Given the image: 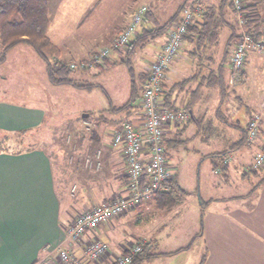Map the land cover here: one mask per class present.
I'll use <instances>...</instances> for the list:
<instances>
[{"label":"crops","instance_id":"obj_1","mask_svg":"<svg viewBox=\"0 0 264 264\" xmlns=\"http://www.w3.org/2000/svg\"><path fill=\"white\" fill-rule=\"evenodd\" d=\"M47 1L50 18L47 36L51 43L60 49L59 60L91 56L99 48V45L95 46L96 40L80 33L79 30L90 16L105 7V4L102 3L105 0ZM218 1L215 0V2ZM202 2L209 3L208 0H202ZM159 7V1L152 5L151 20L155 22L157 18L153 16V10L155 11ZM126 25L114 29L113 37ZM162 47L163 45H160L155 51L154 58ZM185 49L187 50L186 43L183 44L179 56L170 63L165 75L164 89L171 96V101L179 107H184L187 102L199 100L192 107V113H190L192 120L189 122H192L197 128L200 127L201 122H207L208 126L210 124L213 126L214 123L209 122L208 114L209 87L200 84V76L196 77L199 68L195 65V59L189 57L184 51ZM116 57L118 56L116 55ZM47 81L49 83L48 77ZM217 94L215 93V96H218ZM263 98L264 93L250 101L251 106H248L246 110L247 117L243 128H246L250 114L252 115L260 109ZM239 100L242 101L240 98ZM224 104L220 106V111ZM19 106L0 101V129L4 132L26 131L39 126L45 119V111L42 108ZM219 109H216L214 119L218 118ZM178 111L183 110L179 109ZM107 112L109 116L116 115L110 110ZM141 114L139 104L138 109L123 120H129L136 128L140 129L142 128ZM108 119L106 121L111 122V126L107 125L106 129L103 127L97 136L88 138L86 142L83 141L85 143L84 156L87 155L86 152L100 151L101 169L97 172L95 170L90 172L84 169L81 162V171L77 172V176L73 179V185H75L73 192L70 187L67 189L66 185L63 187V183L66 181L60 178L64 172H67L66 165L65 168L60 169L58 164L53 163V157L44 150L0 152V264H34L45 257L47 251L51 252L54 257L56 252L53 253V248L55 249L61 244L63 248L71 251L78 258H82L78 248L64 242L65 228L71 220L67 212L70 208L69 197L78 196L77 207L90 208L93 205L111 202L113 196L126 195L128 181L126 162L122 150L112 145V134L122 118L116 122L112 117ZM189 122L180 126L168 125L164 127L165 153L173 173L171 186L172 190H179L175 193L182 199V203L168 211V208L159 204L153 195L140 202V205L138 204L134 210L86 233L83 238L84 243L97 239L106 245L107 251L101 260L85 262V264H113L118 257L126 252L123 244L127 242V238L131 237L146 239L147 252L160 255L146 263L155 262L158 259L167 261V259L177 257L181 259L180 264H264V170L258 169L263 172V176L249 182L247 191L242 187L243 193L241 194L236 195L235 191L229 192L230 189L227 188L229 190L225 195L209 196L207 194L204 200L202 196H199V204H191L197 215L195 219L198 232L187 245L177 250L187 247L188 249L176 255L169 254L177 250L151 252L153 241L150 233L148 235L141 229V233L136 234L133 228H129L131 225L129 226L128 218L131 214L139 213V211L145 213L154 208L160 217L158 221V227H160L165 225L169 217L177 214L183 207L186 201L185 196L182 198L176 169L171 168L168 148L175 147L174 151L178 152L177 146L182 144L188 149V145L191 144L194 137L189 133ZM229 128L231 129L230 126ZM240 129L235 131V141L227 146L223 151L225 154L218 158L217 165L214 167L216 174L219 173L218 170H223L225 181L235 178L234 170L238 166L240 168L237 170L242 168L239 172L241 176H245L247 171H255L256 169L253 168L254 154L262 150L264 152L262 139L254 144L248 143L246 132L242 133ZM211 132H214L213 129ZM260 133L264 137V122L261 125ZM242 137L245 138L243 144L235 148ZM76 147H81V142H78ZM211 155L213 154H207L206 157ZM226 159L227 162H225ZM68 170H74V167L70 166ZM213 182L215 183V181ZM234 186L241 188L239 185ZM137 224L136 226H139ZM146 228L149 229V227ZM193 242L198 246H194ZM199 248H201L199 256L195 260L194 258L191 260L192 253H195Z\"/></svg>","mask_w":264,"mask_h":264},{"label":"rangeland","instance_id":"obj_2","mask_svg":"<svg viewBox=\"0 0 264 264\" xmlns=\"http://www.w3.org/2000/svg\"><path fill=\"white\" fill-rule=\"evenodd\" d=\"M154 1L155 0L103 1L102 3L105 4V7L98 11V13H95V15L90 16L79 30L80 33L96 40L95 46L99 45V48L87 58H71L65 61L63 60L62 62L68 65L70 69L69 65L71 64L89 61L97 51L113 43L115 38L130 23L133 14L138 8L148 5L149 9H152ZM182 1L183 0L159 1L160 7L155 11L153 10V16H156L158 24L163 25L170 16L174 14ZM208 1L209 3H204L209 5L213 4V6H217L220 2V0L218 2H215V0ZM188 5L189 3L187 2L184 8ZM232 14L233 17L231 21L234 22L235 25L233 26H235L237 33H239V25H236L237 17L234 15L235 13ZM246 15L245 13L244 18ZM124 24L127 25L113 37L114 29L121 28ZM167 32L162 37L154 39L142 47H139L132 55L131 66L134 69V78L137 80L136 82H138L139 74L146 73L149 65L153 62L155 51H157L160 45L164 46ZM227 33L228 31L224 32V39ZM221 45L222 41L220 46ZM1 51L2 48L0 45V53ZM231 51L232 50L229 49L228 54H230ZM179 54L180 51L178 56ZM108 60L107 63L104 62L106 65L102 64L101 67L88 69L84 72L70 69L72 71L70 77L79 85L92 87L54 86L47 81V72L44 63L27 45L23 44L9 51L5 61L0 63V101L9 103V105L13 104L14 106L24 105L34 108L40 107L45 111V119L39 126L32 129L29 128L22 132L19 130L4 132V130L0 129V152H18L19 150L26 151L33 149L44 150L53 157V163L56 165L58 164L60 169L66 165L67 172H64L63 176L60 178L66 181V184L63 183V187L64 185H66V189L70 187L71 192L75 189L73 179L77 176V172L81 171L82 163L85 170H89L90 172L94 170L96 172L99 171L101 169L100 151L94 150V152L91 153L86 152L87 155L84 156L85 143L83 141L85 140L86 142L88 138L93 136V133H95L93 137L97 136V134L101 133L103 127L106 129L107 125L111 126V122L106 121L109 120L108 118H114L115 122L119 121V118H122L121 121H123L125 118L124 114H116L115 116L110 115V117L107 114V110H109L110 103L116 107L123 105L129 97L130 90V75L126 65L121 62V55L118 57L114 55ZM229 62L225 65L228 82L231 70ZM240 77V80L235 81L234 84L228 83L229 94L226 96L227 98L224 102L225 104L223 103L224 106L221 111L219 109V94H217L218 96L214 94L213 98L209 101V122L214 123L213 126L210 123L211 126H208L207 122H201L200 127L197 128L196 125L189 122V133L194 135V137L191 144L188 145V149L185 148L184 145L178 144L177 152L174 151L175 147L168 148V146H166V148L169 149L171 157V168L176 169L180 191L184 194L183 197L185 196L187 202L185 201L183 207L177 214L169 217L167 223L160 227H158L160 217L157 211H154V208L145 213L139 211V213L131 214L128 218L129 226L131 225L129 228H133L136 234H140L141 229L148 235L150 233L153 241L151 252L175 251L191 241L193 236L198 232L197 220L195 219L197 215L191 204H199V196H202L204 200L207 194L209 196L225 195L228 193L227 191L229 189V192L235 191L236 195H238L243 193L242 187L247 191L249 182L255 180L257 177L263 176V172L260 170H264V167L260 168V170L247 171L245 176H241L239 172L242 168L237 170L240 168L238 166V168L234 170L235 178H232L230 181H225L222 169H220V171L218 170L219 173H214V167L217 165L218 160L217 157H213L214 154L217 155L223 152L229 144L235 141V131L237 129L239 130V128H243L245 125L247 117L246 110L248 106H251L250 101L254 100L257 95L264 93V52L259 55H251L246 60ZM238 97L242 101H240ZM139 102L140 97L137 101L138 105ZM216 109H219L218 118L214 119ZM263 110L264 98L261 99L260 109L252 115L250 114L247 120L246 128H244L246 129L247 142L249 121L253 115L261 114ZM84 114H88L89 118L82 119L81 115ZM85 121L89 122L90 125L85 124ZM224 121L229 124L231 129L228 125L223 123ZM263 122L264 119H260V138L258 140L262 139L264 142V137H262L260 133ZM232 125L238 127L233 128ZM67 127L70 128L67 129ZM211 129H213L214 132H211ZM258 140L255 142H259ZM78 142H81V147H76ZM207 154L213 155L206 157ZM255 155L256 153L254 154V158ZM87 160H92V165H90V162L87 163ZM97 162L100 163L99 167L96 166ZM70 166H73L74 170L69 171L68 168ZM213 181H215V183ZM234 185H239L241 188ZM77 197H69L70 208H68L67 211L71 219L69 223L73 222L77 214L88 211L95 206L93 205L90 208H79L77 207ZM117 198L118 196H113L111 200H116ZM136 224L139 226H136ZM146 227H149V229ZM140 241H144V245L147 242V240L142 239V237L127 238V242L123 244V247L126 249L127 246ZM193 245L198 246L194 242ZM200 251L201 248L196 250L195 253H192L191 260H193V258L195 260L199 256L198 253ZM56 256L57 255L54 256L55 259ZM180 263L181 259L176 257L174 259H167V261L158 259L155 262L144 264Z\"/></svg>","mask_w":264,"mask_h":264},{"label":"built area","instance_id":"obj_3","mask_svg":"<svg viewBox=\"0 0 264 264\" xmlns=\"http://www.w3.org/2000/svg\"><path fill=\"white\" fill-rule=\"evenodd\" d=\"M232 7L237 17L241 39L232 44L230 55V84L240 80L246 60L251 55H259L264 51V44L254 41L244 32V15L242 0H231ZM167 32L166 42L161 51L155 56L149 65L147 81L143 86L140 97L142 116V128H136L129 120H123L118 124L112 134V145L123 152L127 166L128 183L126 195L118 197L108 203L93 206L90 210L76 215L72 223L65 228L64 242L78 248L82 258H78L71 251L58 245L56 259L47 251L45 257L34 264H85V262H97L106 254L107 247L101 241L92 239L83 242L84 235L99 225L119 218L123 214L132 211L145 199L159 192H167L172 189L171 181L173 173L170 170L169 159L165 153L164 127L168 125L180 126L189 119V114L184 111H173L164 105L165 89L163 87L166 71L171 61L178 56L183 45V38L188 34V27L203 14V8L196 0H191ZM149 11V6L144 5L136 10L130 23L115 38L113 43L97 51L89 61H82L69 65L72 70L84 71L96 68L104 64L126 46L136 35L144 17ZM264 119V110L261 114L252 116L248 124V142L255 143L260 138L259 123ZM85 124L89 122L85 121ZM92 165V160H87ZM227 162V159L226 161ZM97 162L96 166L99 167ZM264 167V152L256 153L253 168ZM144 180V181H143ZM144 246V241L136 242L126 247L125 253L118 257L113 264H130L133 257L138 255Z\"/></svg>","mask_w":264,"mask_h":264},{"label":"trees","instance_id":"obj_4","mask_svg":"<svg viewBox=\"0 0 264 264\" xmlns=\"http://www.w3.org/2000/svg\"><path fill=\"white\" fill-rule=\"evenodd\" d=\"M158 1L162 0H155L154 3ZM242 1L243 8L247 14L243 24L245 34L254 41L264 44V0ZM187 2L188 0H184L163 25H159L158 21L155 22L151 20L152 14L151 9H149L131 42L126 46L124 51H120L116 54L117 56L121 55V62L127 67V71L130 75V90L129 97L123 105L116 107L111 103L109 104V110L112 113H122L128 118L132 112L138 109L139 105L137 101L139 97H141L143 86L147 81V73L139 74L138 82H136L137 80L134 78V69L131 66V57L139 47L165 35L167 30L178 21V17ZM196 2L198 5L202 6L203 14L188 27V34L183 38V44L186 43L187 45V50L185 49L184 51H186L189 57L195 59V65L199 68L196 77L200 76V84L209 87V99L207 102L213 98L215 93H218L220 96V107L229 94L227 70L225 68V65L229 62L228 51L232 44L241 39V36L240 33H237L235 26H233L235 25L234 22L231 21L233 17L232 13H235L233 12L234 9L232 10L231 0H220L217 6L205 4L202 0H196ZM237 24L238 22L236 25ZM48 26L49 10L47 0H0V45L2 48L0 63L5 61L9 51L24 44L42 60L46 67L47 77L52 85L79 88L92 87L79 85L70 77L72 71L68 68V65L59 60V49L55 47L47 37ZM225 31H228V33L225 37V41H223ZM221 41L222 45L220 46ZM108 61L109 60L106 59L105 63ZM100 66L101 65H98L96 67ZM201 71L202 74H200ZM170 97L171 96L168 92L166 93L165 90L163 99L165 107L173 111H178L179 108H182L184 112L189 114L187 122L192 120L190 114L192 113V107H194L199 100L187 102L184 107H179L171 101ZM223 123L229 125L226 121ZM232 127L236 128L238 126L232 125ZM240 130L242 133L246 132L244 128ZM92 135L94 136L95 133ZM93 136L90 138H93ZM244 139L245 138L242 137L235 145V148L241 146ZM223 154H225V152H221L217 155L215 154L213 157L219 158ZM178 191L177 189L176 191L171 189L167 192L156 193L154 196L159 204L165 205L168 211H170L173 207L182 203V199L175 193ZM181 194L183 198L184 194ZM147 248L148 247L144 245L141 252L133 257L130 264H144L160 256L157 254H149ZM187 249L188 247L179 249L169 255H176Z\"/></svg>","mask_w":264,"mask_h":264},{"label":"water","instance_id":"obj_5","mask_svg":"<svg viewBox=\"0 0 264 264\" xmlns=\"http://www.w3.org/2000/svg\"><path fill=\"white\" fill-rule=\"evenodd\" d=\"M88 117V114L81 115L82 119H86Z\"/></svg>","mask_w":264,"mask_h":264}]
</instances>
